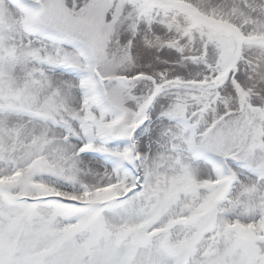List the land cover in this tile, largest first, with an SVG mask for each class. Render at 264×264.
<instances>
[{
    "label": "snow or ice",
    "instance_id": "1",
    "mask_svg": "<svg viewBox=\"0 0 264 264\" xmlns=\"http://www.w3.org/2000/svg\"><path fill=\"white\" fill-rule=\"evenodd\" d=\"M0 264H264V0H0Z\"/></svg>",
    "mask_w": 264,
    "mask_h": 264
}]
</instances>
